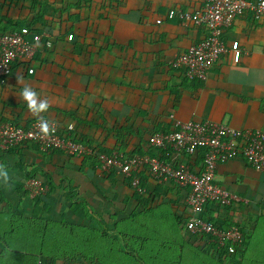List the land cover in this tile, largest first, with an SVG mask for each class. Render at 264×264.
<instances>
[{"label": "crops", "instance_id": "crops-1", "mask_svg": "<svg viewBox=\"0 0 264 264\" xmlns=\"http://www.w3.org/2000/svg\"><path fill=\"white\" fill-rule=\"evenodd\" d=\"M201 3L0 0V31L28 25L51 39L0 80V119L23 125L36 118L19 98L28 84L50 100L45 118L120 155L189 161L148 141L176 121L264 130V17L254 20L249 11L235 17L223 41L237 40L243 53L236 62L229 49L221 53L205 80L184 79L171 66L202 31L165 13L193 12ZM200 160L195 155L189 161L195 171ZM0 164L10 174L7 185L0 180V264H34L45 228L64 229L54 238L58 243L81 245L82 253L49 256L58 263L264 264V172L242 158L215 169L219 185L245 201L216 212L218 223L232 222L245 233L238 258L184 229L187 188L171 181L143 174L133 187L117 169L103 172L82 157L44 152L32 143L0 152ZM30 176L47 185L43 196L26 189Z\"/></svg>", "mask_w": 264, "mask_h": 264}, {"label": "built area", "instance_id": "built-area-1", "mask_svg": "<svg viewBox=\"0 0 264 264\" xmlns=\"http://www.w3.org/2000/svg\"><path fill=\"white\" fill-rule=\"evenodd\" d=\"M202 2L201 9L193 12L181 9H170L167 12L168 18H176L183 24L202 26L205 31L198 42L189 45L171 61L172 68L180 71L187 80H205L211 67L227 49L231 52L234 62L239 59L243 53L239 42L232 40L226 45L223 41L225 30L232 25L236 16L249 11L254 20L264 17V0ZM156 22H161V19ZM42 36L45 37L46 47H49L51 39L48 34L32 32L25 25L0 33V80L10 73L15 62L33 57L40 47ZM68 38H71V35H68ZM31 71L32 69H28V72ZM38 123V118L31 120L26 127L11 121H0V152L24 142H33L42 151L59 150L67 155L93 153L97 157L98 169H117L126 177L144 167L152 178L168 180L187 188L188 214L184 229L188 233L205 235L208 244H212L217 250L223 248L225 254H232L240 248L244 231L232 222H228L225 228L218 227L213 218H216L218 209H231L245 201L219 185L215 178V169L218 163L239 157L252 169L264 172V130H240L206 119H189L176 121L172 129H160L149 136V143L165 155H191L202 149V169L194 172L187 162L172 158L97 152L93 147L73 139L70 135L71 126L62 128L56 121V131L48 137H43L39 134ZM131 185L139 188V177L136 173L131 178ZM25 186L32 196H43L48 189L45 183L35 177L26 178ZM209 212L212 219L207 217ZM34 264L68 263L50 262L39 255Z\"/></svg>", "mask_w": 264, "mask_h": 264}, {"label": "trees", "instance_id": "trees-1", "mask_svg": "<svg viewBox=\"0 0 264 264\" xmlns=\"http://www.w3.org/2000/svg\"><path fill=\"white\" fill-rule=\"evenodd\" d=\"M202 4H203V2L201 3V7H202ZM201 7H200V9H201ZM168 12V11H167ZM167 12L165 13V16L167 17ZM252 16V15H251ZM172 19H174V18H172ZM176 19V18H175ZM177 20V19H176ZM178 21V20H177ZM192 24V23H191ZM193 26H195V27H199L200 29H201V31H202V34H201V38L204 36V34H205V31H204V29H203V27L202 26H198V25H194V24H192ZM20 26H22V25H17V26H14V27H12L11 29H9V30H6V31H11V30H15V29H18ZM25 26H27L28 28H30L28 25H25ZM31 29V28H30ZM6 31H0V33H2V32H6ZM31 31L32 32H37V33H39V34H42V33H40V32H38V31H35V30H33V29H31ZM200 38V39H201ZM199 39V40H200ZM198 40V41H199ZM198 41H196V42H198ZM196 42H194V43H196ZM40 46L41 45H43V46H45L46 47V45H45V37H43L42 36V38H41V41H40ZM30 60V59H29ZM27 61V60H26ZM26 61H24V62H26ZM18 62V61H17ZM16 63V62H15ZM14 63V64H15ZM13 64V65H14ZM13 65H12V67H13ZM27 65V64H26ZM12 69V68H11ZM28 71V70H27ZM33 119H36V118H33ZM32 119V120H33ZM2 120H7V119H0V121H2ZM13 122V121H12ZM31 121H29V122H27L26 124H23V125H21V124H18V123H16V122H14L15 124H17V125H20V126H23V127H26L29 123H30ZM61 126V125H60ZM62 127V126H61ZM63 128V127H62ZM173 127H171V128H161V130H168V129H172ZM62 130V129H61ZM158 130H160V129H158ZM157 131V130H156ZM62 132L64 133V130H62ZM155 132V131H154ZM70 135L72 136V138L73 139H75L76 141H78V142H82L83 144H85V145H88V146H91V147H93L94 149H96V151L97 152H105L106 154H112V153H115V152H110V151H106V150H104V149H101V148H99V147H96V146H94L91 142H89V141H87L86 139H82V138H77V137H75L74 135H73V133H72V130L70 131ZM24 143H32V144H34L33 142H24ZM21 144H23V143H21ZM18 145H20V144H18ZM36 147H37V145L36 144H34ZM12 148V147H11ZM38 148V147H37ZM9 150V149H8ZM40 150V149H39ZM7 151V150H6ZM42 151V150H41ZM2 152H4V151H2ZM44 152H61V153H63L62 151H59V150H49V151H44ZM163 152V151H162ZM65 154V153H64ZM116 155H120L119 153H115ZM67 155V154H66ZM130 155H132V154H127V155H123V156H130ZM195 155H200V157H201V167H200V169L198 170V171H195L194 169H192V167L190 166V159L193 157V156H195ZM202 155H203V150L202 149H198V150H196L195 152H194V154H191V155H183V156H185L186 157V159H188L189 161H187V163L189 164V166H190V169L192 170V171H194V172H199V171H201V169H202ZM69 156H79V157H82V158H84L86 161H88L92 166H94V167H97V157H96V155L95 154H89V155H69ZM159 157H161V156H159ZM163 157V156H162ZM98 168V167H97ZM111 171L112 170H115V169H110ZM109 170V171H110ZM102 171V170H101ZM109 171H103V172H109ZM134 173H136V175L139 177V186H140V178L143 176V174H147L148 176H150L149 174H148V172H147V170L144 168V167H140L136 172H134ZM134 173H132L131 174V176H124V178H125V180L127 181V183L129 184V185H131V178L133 177V175H134ZM31 177V176H30ZM151 177V176H150ZM28 178V177H27ZM152 178V177H151ZM153 179H155V178H153ZM156 180H160V179H156ZM175 184V183H174ZM33 197H39V196H33ZM222 209V208H221ZM225 209H228V208H226L225 207ZM209 219H212V215H211V212H209L208 213V216H207ZM213 221H214V223L216 224V226H218V227H221V228H225L227 225H228V223L226 224L225 223V225H223V224H221V223H218V219H216V218H213ZM183 226H184V224H183ZM51 233H50V232ZM61 233H64V229L63 228H61V229H53V228H45V235H43L44 237H43V243H42V250H40V251H38L36 254V256L34 257L35 258V260H36V258H37V256H41V257H43L44 259H46V260H48V261H50V262H54V259L55 258H51V257H49V256H52V254H55V255H57V254H59V252L62 254V252H67V253H69V252H71V249H73L75 252H80V253H82V248H78V246L79 247H81V245L79 244V243H77V244H73V245H71V244H67V242L65 243L64 242V240H63V243H58L57 242V240L56 239H54L55 237H58V235H60ZM243 234H244V239H245V233L243 232ZM54 239V240H53ZM243 239V240H244ZM50 240V241H49ZM242 243H243V241H242ZM213 246V245H212ZM213 247H215V246H213ZM70 249V250H69ZM216 249V248H215ZM240 249L241 248H237L236 249V251L235 252H233L232 254H228L229 256H232V257H234V258H238L239 257V255H240ZM220 250H222L223 252H224V250H223V248L222 249H220ZM35 260H34V262H35Z\"/></svg>", "mask_w": 264, "mask_h": 264}, {"label": "clouds", "instance_id": "clouds-1", "mask_svg": "<svg viewBox=\"0 0 264 264\" xmlns=\"http://www.w3.org/2000/svg\"><path fill=\"white\" fill-rule=\"evenodd\" d=\"M21 79L22 78L18 76L17 82L20 83ZM19 98L27 106L31 115L38 118V130L41 136L48 137L56 131L55 121H50L42 115L47 113L50 108V100L47 97L42 98L30 85L25 84L19 92ZM0 180H2L5 185H7L10 180L9 170L3 164H0Z\"/></svg>", "mask_w": 264, "mask_h": 264}, {"label": "rangeland", "instance_id": "rangeland-1", "mask_svg": "<svg viewBox=\"0 0 264 264\" xmlns=\"http://www.w3.org/2000/svg\"><path fill=\"white\" fill-rule=\"evenodd\" d=\"M78 248H81V247L78 246ZM69 250H70V249H69ZM69 253H71V254L74 253V255H76V252H75L73 249H71V252H69ZM67 254H68V253H67ZM71 254H70V255H71ZM74 255H72V256H74Z\"/></svg>", "mask_w": 264, "mask_h": 264}]
</instances>
